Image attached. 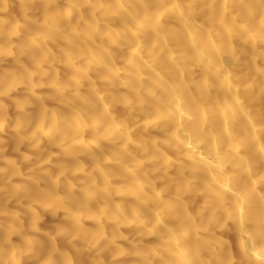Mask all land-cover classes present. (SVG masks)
Masks as SVG:
<instances>
[{"label": "clouds", "instance_id": "9594fccd", "mask_svg": "<svg viewBox=\"0 0 264 264\" xmlns=\"http://www.w3.org/2000/svg\"><path fill=\"white\" fill-rule=\"evenodd\" d=\"M0 264H264V0H0Z\"/></svg>", "mask_w": 264, "mask_h": 264}]
</instances>
